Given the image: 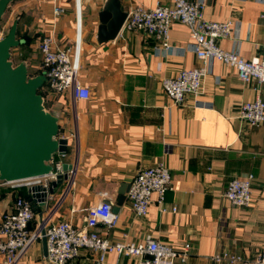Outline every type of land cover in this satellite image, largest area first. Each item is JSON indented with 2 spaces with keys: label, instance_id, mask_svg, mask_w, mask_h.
Masks as SVG:
<instances>
[{
  "label": "crops",
  "instance_id": "crops-1",
  "mask_svg": "<svg viewBox=\"0 0 264 264\" xmlns=\"http://www.w3.org/2000/svg\"><path fill=\"white\" fill-rule=\"evenodd\" d=\"M191 1L200 3L204 18L231 21V35L218 40L222 49L237 51L245 59L261 53L264 0ZM104 2L11 0L5 9L12 4L13 21L18 20V28L39 55L38 42L48 35L69 48L78 79L90 92L88 99L70 93L46 97L57 116L58 136L67 139L65 155L53 159L70 164L71 169L48 204L31 199L35 216L30 228L46 214L47 219L52 208L54 221L69 220L75 228H84L90 207L104 199L115 205L119 189L130 184L139 170L164 163L171 189L165 191L162 203L152 193L146 215L138 216L126 191L125 200L113 212L115 225L99 223L95 229L110 241L141 242L152 237L177 249L187 246L186 260L176 264H240L225 257L212 259L225 252L254 264L264 250V122L250 126L235 117L243 101L264 100V83L245 82L234 68L214 60L201 93L173 101L164 93L162 80L181 69L201 66L190 48L188 27L171 24L168 49L139 30H121L114 39L100 43L98 14ZM120 2L126 12L137 4L148 8L170 4V0ZM55 5L63 11L54 14ZM30 66L33 75L43 72L41 58ZM248 175L253 178L250 206L232 205L223 196L228 181ZM18 196L31 197L27 187L0 184V221ZM95 258V251L82 248L65 264H95ZM137 262L135 257L111 252L103 264ZM16 264L52 263L39 239Z\"/></svg>",
  "mask_w": 264,
  "mask_h": 264
},
{
  "label": "built area",
  "instance_id": "built-area-1",
  "mask_svg": "<svg viewBox=\"0 0 264 264\" xmlns=\"http://www.w3.org/2000/svg\"><path fill=\"white\" fill-rule=\"evenodd\" d=\"M62 7L55 5L53 13L59 14ZM264 19V14L261 15ZM174 22H180L189 29L192 42L190 48L201 61V66L190 69H181L172 77L162 80L164 93L175 102L182 101L187 94L199 95L203 88L205 76L210 72L212 62L220 61L234 68L237 76L248 82L255 79L264 83V42L261 53L250 59H245L237 51L222 49L218 40L228 37L233 31L231 21L217 22L204 18L201 5L198 1L170 0V4L156 3L148 8L137 4L129 8L121 30H139L150 35L159 42L163 49H168L169 29ZM38 51L41 56V67L46 76L48 93H70L77 99H88L89 89L78 79L77 68L72 64L69 48L56 43L51 36H45L38 42ZM42 88V87H41ZM238 115L235 117L247 125H256L264 122V100L257 97L251 101H243L238 106ZM60 157L65 154H58ZM49 173L17 181H0V184H9L12 187H29L41 185L44 188L51 186L63 173V162L51 160ZM69 172V171H68ZM252 175L245 178H231L223 196L232 204L239 207H248L252 202L250 193ZM171 189V175L164 163L139 170L130 183L127 197L133 212L138 216L147 213L152 193L157 194V201L163 202L165 191ZM47 195L45 204L51 199ZM41 201V200H40ZM172 210H175L172 207ZM55 208L40 218L34 227L30 223L35 212L29 199L18 196L12 210L3 213L0 221V255L3 264H16L19 257L26 252L34 241L41 239V230H44L47 246V259L52 264H65L68 260L78 256L80 249H90L96 252L95 264H103L108 253L137 258V264H176L183 263L188 254V247L177 249L156 238L147 237L141 242H127L124 240L110 241L103 237L95 227L102 223L112 227L116 223V214L111 205L100 202L90 207L85 214V227L77 229L69 220L54 221L52 219ZM223 257L231 263L247 264L236 254L222 253L213 255L212 259L219 261ZM254 264H264V250L255 257Z\"/></svg>",
  "mask_w": 264,
  "mask_h": 264
},
{
  "label": "water",
  "instance_id": "water-1",
  "mask_svg": "<svg viewBox=\"0 0 264 264\" xmlns=\"http://www.w3.org/2000/svg\"><path fill=\"white\" fill-rule=\"evenodd\" d=\"M10 1L0 0V19ZM98 16L97 41L101 43L118 35L127 12L120 0H105ZM17 23L15 19L0 38V180L7 182L49 173L53 157L67 151V139L58 136L57 116L53 110L46 109L44 97L38 92L46 76L43 73L29 76L26 61L13 64L10 60L11 49L24 42L17 37ZM70 169V164H63V173L47 189L41 185L27 187L31 199L40 198V203L45 204L47 195L66 181ZM129 187L130 184L119 189L115 205L104 199L112 212L118 211ZM41 234L43 252L47 255L43 229Z\"/></svg>",
  "mask_w": 264,
  "mask_h": 264
},
{
  "label": "rangeland",
  "instance_id": "rangeland-1",
  "mask_svg": "<svg viewBox=\"0 0 264 264\" xmlns=\"http://www.w3.org/2000/svg\"><path fill=\"white\" fill-rule=\"evenodd\" d=\"M13 9L12 4L10 5L9 8H7V11L4 12V14L2 15L1 19H0V38H2L3 36L6 35V33L8 32L14 16L11 14V10ZM26 21H24L25 23ZM23 31L21 29L20 31V35L19 36H23ZM34 46H32V48L30 47V45H19L17 47H14L11 49V56H10V60L13 62V64H17L19 63L21 60L26 61L27 64H29V69H28V74L29 76H33L34 74V70L33 68L30 66V64H36L38 62H40V55L37 53V51L33 50ZM28 61V62H27ZM42 92V95L44 96V105L46 107L47 110H52V106H50V102L48 99H46L47 95H48V91L47 89H40ZM51 108V109H50Z\"/></svg>",
  "mask_w": 264,
  "mask_h": 264
},
{
  "label": "trees",
  "instance_id": "trees-1",
  "mask_svg": "<svg viewBox=\"0 0 264 264\" xmlns=\"http://www.w3.org/2000/svg\"><path fill=\"white\" fill-rule=\"evenodd\" d=\"M16 34H17V37L21 38V39H24V42L20 45H28L30 43V39L29 38H26L27 36L25 34H23V36H19L20 35V28H18V25H17V31H16ZM41 89V88H40ZM39 89V93H41L42 95V92L41 90ZM43 96V95H42ZM44 97V96H43Z\"/></svg>",
  "mask_w": 264,
  "mask_h": 264
},
{
  "label": "bare ground",
  "instance_id": "bare-ground-1",
  "mask_svg": "<svg viewBox=\"0 0 264 264\" xmlns=\"http://www.w3.org/2000/svg\"><path fill=\"white\" fill-rule=\"evenodd\" d=\"M46 219V218H45ZM45 219H44V221L43 222H45Z\"/></svg>",
  "mask_w": 264,
  "mask_h": 264
}]
</instances>
